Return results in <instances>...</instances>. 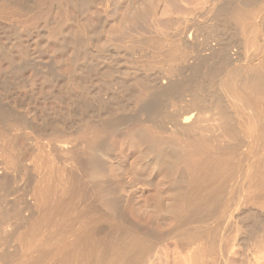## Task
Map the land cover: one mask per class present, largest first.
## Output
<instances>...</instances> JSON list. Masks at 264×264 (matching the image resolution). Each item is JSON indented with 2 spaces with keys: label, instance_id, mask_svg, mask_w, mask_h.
Here are the masks:
<instances>
[{
  "label": "bare ground",
  "instance_id": "6f19581e",
  "mask_svg": "<svg viewBox=\"0 0 264 264\" xmlns=\"http://www.w3.org/2000/svg\"><path fill=\"white\" fill-rule=\"evenodd\" d=\"M13 3V0H0L3 5ZM27 3L29 12L41 7L39 0H28ZM217 3L212 5L211 13L218 19L228 16L241 31H257L256 38L255 35H250L254 39L249 38L254 43L249 42L253 46L259 39L262 41L252 56L259 58V66L249 63L236 70L230 69L238 60L237 53L235 57L229 47L199 42L198 31L207 26L201 24L202 19L194 17L183 24L179 39L176 37L166 54L162 52L163 40L153 43L152 50L156 46L155 54L160 50L163 53L160 57L167 63L185 62L186 51L180 49L191 50L196 46L204 53L200 59L219 60L214 71L203 72L202 80L195 82L194 89L190 88L193 84L189 82H185L184 87L178 86V82L167 78V73H162V80H133L132 84L129 81L126 84L127 80H101L104 95L100 100H105L107 95L110 101L105 105H110L95 111L93 102L97 97L91 87L86 90L91 101L87 109L89 121L77 132L51 129L46 143L33 141L28 145V136L27 150L32 156V162L26 161L30 163L28 169L24 167L25 150L20 142L26 140L28 132L25 130L32 127L36 119L30 112L16 109L12 101L14 89L20 85L24 87L26 83L30 89L53 88L62 80H43L45 77L41 80H0V264H150L158 247L171 240L178 244L180 250L177 252L186 255L182 257V264H219V259L229 250L224 237L228 229L242 243L251 246L244 250L255 264H264V0H218ZM203 21L208 22L207 18ZM213 30L212 27L209 35L215 34ZM247 33L244 38L241 34L244 42L248 41ZM40 38L43 39V35ZM55 39L56 36L52 40ZM15 42H7V47L11 44L14 48ZM21 44L19 42V46ZM28 44L35 45L33 39ZM89 56L94 59L96 54ZM115 86L118 87L116 92ZM156 94L180 112L168 117L160 115L155 101L151 100ZM129 102L139 116H132L133 119L130 117L125 122L112 119L115 110L127 108ZM125 113L124 117L130 114ZM132 126L134 140L143 147V158L134 171L132 184L138 193L151 190L159 172L177 175L178 162L191 161L187 162L189 168L185 180L174 178L172 189L177 190L174 207L179 215L170 219L172 226L161 235H155L154 229L144 232L130 224L119 205L121 202L116 199L119 197L117 187L109 179L110 170H107L104 158L110 145L109 134L128 135L126 130ZM55 159L59 160V165L54 163ZM28 172L38 176L35 175L36 188L31 190L34 202L29 200V203L17 189V177ZM33 207L41 209V220L46 218L49 223H45V227L48 224L49 227L43 230L37 226L40 228L36 235L39 242L30 241L32 230L29 242H26L27 249H14L12 255L5 247L12 239L22 246L25 244L23 241L28 235L25 216ZM32 227L34 229V225ZM237 238L235 242H238Z\"/></svg>",
  "mask_w": 264,
  "mask_h": 264
},
{
  "label": "rangeland",
  "instance_id": "374dc122",
  "mask_svg": "<svg viewBox=\"0 0 264 264\" xmlns=\"http://www.w3.org/2000/svg\"><path fill=\"white\" fill-rule=\"evenodd\" d=\"M13 1L15 3L10 5L0 4V80H41L44 77L43 80H62L58 86L53 88L43 86L30 89L26 83L24 87L20 85L21 87L17 86L14 89L16 97L13 95L12 101H15V103L13 101V104L17 107L16 109L21 112L28 111L36 119L35 124L32 127H27V131L25 130V133L28 132L26 140H20L22 141L20 144L24 145L23 162L24 167L27 169L30 168V163L27 164V162L30 160L32 162V156L27 150L30 143H33V141L46 143L49 140L48 133L51 129L63 130L67 133L77 132L89 121L87 109L91 101L86 96V90L90 89V87L94 90L93 93L97 97L96 101L93 102L95 111L102 108L105 109L107 105H110V103L105 105L106 102L110 101V99H107L109 96L106 95L105 100H100V96L102 98L104 95L100 86L102 84L101 80L121 82L127 80L126 84H128V81L129 84H132L133 80H162V73H167L169 76L167 78L174 80L176 83L178 82V86L184 87V84L189 82V84H193L190 88L194 89L195 82L198 83L199 80H202L203 72L214 71V67L219 63V60L211 61L207 59L208 57L200 59L199 57L204 53L197 49L196 46L191 47V50L184 47L180 49V51H186L185 62L173 61L167 63L165 58L160 57L163 53H167L169 48H171L170 46L174 44V40L179 39V32L183 24L194 19V17L198 20L202 19L201 22L203 23L201 24L207 26V29L203 28L201 32L200 30L198 31L199 42L203 44H219L222 47H229L231 54L237 53L238 60L235 62L236 65L233 64L230 69L236 70L237 67H244L249 65V63L259 66V58L254 57L255 59H253L252 56H255L253 51L258 49L257 47L262 44V41L259 39L258 43L255 39L258 44L255 43L253 46L249 42V40L256 38L257 31L255 29H252V31L251 29H248L249 31L247 29L241 31V29L236 27L237 25L235 26L228 19V16L218 19L211 13V9L214 7L212 5H217L218 0H95L93 3L88 2L90 0H39L40 9L32 12L26 10L28 0ZM87 2L91 5L87 4ZM12 5H14V8ZM23 6L25 10L22 9ZM206 18L208 22L203 21ZM257 21L259 22L260 19H257ZM212 27L215 34L209 35L208 32L212 30ZM243 32L249 36L246 38L248 39V41L246 40L247 47L245 46V39H243L246 34ZM241 34L244 35L243 38ZM36 35L38 36L37 38ZM42 35L44 40L40 38ZM250 35H255V37L252 38ZM18 36H20L21 40H19ZM54 36H56V41L52 40ZM50 37L52 38L50 39ZM250 37L252 39H249ZM31 39H33L36 46L34 44L29 46L28 43ZM15 40H18V45H16ZM166 40L168 42H165ZM157 41H162L165 45L164 47H166H163V53L160 50V53L158 52L159 55L156 53L158 56L155 54L158 51L156 46L152 50L153 43ZM7 42H15L16 44L14 48L11 47V44L7 47ZM19 42L22 43L23 47L19 46ZM145 43L151 45L147 44L145 47ZM251 43H254V41L252 40ZM5 45L7 48L3 47ZM140 46L142 48H139ZM262 50L264 51V49ZM94 54H96V57L91 59L89 55ZM197 59L198 63L196 62ZM200 62L203 64H200ZM201 84L204 85L206 82ZM217 85V82H215L214 86L217 87ZM18 87L19 90L17 89ZM117 89L118 87L115 92ZM216 91L220 92L218 88ZM151 100L155 101L157 112L162 116L165 114V117H168L180 112L179 108L174 109L168 101L158 95L152 96ZM129 103L126 105L127 108L129 107L128 109L115 110L112 119L125 122L130 120L132 116L133 118L138 117V112L131 103L129 106ZM125 112L127 114L130 113L129 116L126 115L124 117ZM121 113L122 115L119 116ZM120 118L121 120H119ZM108 123L110 125V122ZM129 128L126 132H128L130 137L127 133L119 135L111 132L112 134H109L110 145L106 155H104L107 170H110L108 171L109 179L112 180V182L110 181L111 184L117 187L118 194L116 195L119 197L116 199H118V203L121 202L122 205H119L130 224L140 227L144 232L155 230V235H161L167 231L166 229L170 225L172 226L170 219L176 214L179 215V212L174 207V203L177 201V190L172 189L174 178L185 180V172L188 170V163H191V161L189 159L179 161L177 164L179 173L177 172V175L174 173V175L167 176L163 172H159L157 174L158 177H155L156 184H154V187H151V190L147 191L148 193L140 191L138 193L132 184H134V171L137 170V165L139 166L140 159L143 158V147L136 143L137 140H134L135 138L132 134L134 127ZM1 162L2 160L0 159ZM54 163L59 165V160L55 159ZM122 164H125V166ZM35 175L37 178V174L31 176V173L29 174L28 172V174L17 177L19 194L23 195L24 200L28 203L29 200L33 201L31 190L34 188V184L38 183ZM179 175L181 176L179 177ZM33 178L36 180H34L35 182H31ZM132 191L133 193H131ZM134 192L137 193L134 194ZM124 205L127 206L123 208ZM163 205L169 206L165 207ZM33 208L35 209L36 207ZM165 208H168L167 211L163 210ZM33 210H28L26 212L27 216H25L26 228L30 229L29 231L26 229L28 235L23 241L26 245L23 244V247L22 243L14 242L12 239L5 247L6 251L8 250L12 255L16 249L22 251L27 249L28 243L26 242H29V233L33 231L30 241L38 243L39 238L37 239L38 236L36 235L38 234L37 230L39 231L40 228H37V226L44 230L45 223H49L46 222L44 216L45 222L41 220V209L36 208ZM35 211L39 217L36 216ZM31 214L35 216L32 217L33 215ZM168 214L169 217H167ZM36 219H38V222ZM30 220L33 223H37L33 224ZM48 225L45 228L48 229ZM230 233L228 229L224 235L226 241H228L229 250L219 259V264H255V260L244 250L245 248L251 249V246L247 243H242L239 238ZM236 238L238 242H235ZM167 242L163 243L165 245L161 244L162 246L158 247V253L155 252L156 255H153L154 257H152L150 264H182L184 262L186 255L184 254V256L181 251L177 252V249H179L178 244L172 240Z\"/></svg>",
  "mask_w": 264,
  "mask_h": 264
}]
</instances>
